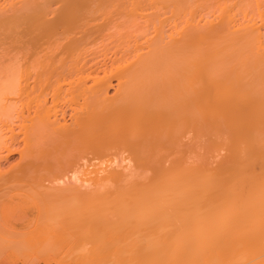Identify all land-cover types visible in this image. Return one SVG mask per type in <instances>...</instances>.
Wrapping results in <instances>:
<instances>
[{
	"label": "bare ground",
	"instance_id": "1",
	"mask_svg": "<svg viewBox=\"0 0 264 264\" xmlns=\"http://www.w3.org/2000/svg\"><path fill=\"white\" fill-rule=\"evenodd\" d=\"M15 153L0 189L9 175L82 165L80 203L101 181L121 182L132 198L112 193L136 212L151 199L141 215L156 244L140 228L150 219L115 201L140 224L116 219L129 242L118 253L132 252L119 261L154 244L133 262L264 264V0H0V162Z\"/></svg>",
	"mask_w": 264,
	"mask_h": 264
},
{
	"label": "rangeland",
	"instance_id": "2",
	"mask_svg": "<svg viewBox=\"0 0 264 264\" xmlns=\"http://www.w3.org/2000/svg\"><path fill=\"white\" fill-rule=\"evenodd\" d=\"M166 15L167 14H164V16H166ZM112 83L114 85H113V87L109 88V94L113 93L116 81L112 80ZM8 101H9V99H8ZM34 109H35V107L32 108L31 110L33 111ZM32 111H29V112H31L33 114L34 111L33 112ZM32 114H30V115H32ZM68 117L69 116L66 115L65 120L69 122ZM189 135L191 136V134H188L187 136H189ZM190 136H189V138H191ZM20 137H21V134H20ZM202 140H203V142H206V141H204L205 139H202ZM191 141L194 142L195 141L194 138H192ZM199 141H198V143H199ZM193 142H192V144H193ZM20 143H22V142L20 141ZM194 144L196 146V142H194ZM200 144H201V142L199 143V145ZM202 145H204V144H202ZM193 148H194V146H193ZM200 148L201 147L199 146V149H198V147L196 149H198V151H200ZM203 148H201V150L205 149V148L204 149ZM196 149H194V150H196ZM111 151H113V150H111ZM118 151H119V149H118ZM122 151H119L118 153L115 152L118 155L114 153L115 155H112V157L113 156L116 157V159H115V157H113V158L117 162L119 161V163H120V164L118 163L119 166L120 165H122V166L126 165V166H124V167H127V168H125L126 172L128 170L130 171V169L132 170V173L135 172L137 167H136V164L132 161V156L130 159L129 153L127 151L125 153L124 150H122ZM191 151H192L191 155L188 153L187 154L190 157H192L191 159H195L197 157V155H195L197 152H195L194 153L195 156H193V150H191ZM205 151H202V152H205ZM202 152H200V156L205 160L206 156L204 158V155H206L207 152L205 154L204 153L202 154ZM66 153H67V151H66ZM69 153L70 152L68 151V154ZM2 154H4V152ZM197 154L199 155V152ZM223 154L224 153L221 151L219 154L215 155V156H218L216 158H215V156H213V158H212V156L208 155L209 158L210 157L211 158L210 159L208 158L209 163L207 162L208 161L207 160L206 161L207 164H210V161H211V164L214 163V160L217 161L219 158H221L223 156ZM107 156H109V154ZM124 156H125V158L127 157L126 158L127 160L124 158ZM18 157H19L18 154L15 153V154L11 155L10 157H8L7 160H2L0 162V169H5L10 164L15 163L18 160ZM110 157H111V155H110ZM190 157H188V159ZM107 158L110 159L109 157H106V159ZM113 158L109 160V161H112V163L110 162L111 164L109 166V167H111V169H112V166L114 165L113 163H115V161H113ZM122 158H124L126 161H123ZM198 160H197V162L199 163L202 159L200 160V158H198ZM93 162L96 163V161H93ZM193 162H195V160ZM80 163L82 164V162H80ZM80 163H79V165H80ZM201 163H203V162L201 161ZM97 164H98V161H97ZM118 164H115V167L118 168V166H117ZM107 165H109V163ZM81 166L79 168H77V170L75 172L76 173L75 176L71 175L72 172L63 174V172H65L63 169H59V170L52 169L50 171L41 173L35 177H30V176L18 177L16 175L7 176L6 184L4 185L6 187L0 189V264H49V263L50 264H99V263L100 264H119V262L121 264L123 262L122 259H121L122 262L118 260V259H120L119 254L121 255L124 252H127V251H125V249L122 248L123 245H118L119 242L121 241V240L119 241L120 236H123L122 229L124 228V226L126 229V224H127L126 222H128V220H131V218H132V220L134 218L135 221L128 223L127 226L132 223L131 227L132 226L134 227L136 224V228H137V225H138L137 222L139 219L136 220V217L138 215L139 216L143 215V214L141 215V211L143 209L147 210L148 208H145L146 206L145 207H142V206L146 205V203L151 202L150 201L151 199L150 198L148 200L146 199L145 204L142 201L143 199L139 200L140 203H138V204H142V206L140 207L142 209L140 212H136V210L134 208H136L138 211L139 207H135L136 205L132 206L134 204L132 201H134V200L130 199V203L131 202L133 203L130 205L128 203L129 200L128 201L126 200L127 201L126 202L125 200L122 199L124 197V195L126 196V198H127V196H129V197H131V196L126 195L125 194L126 192L124 193L123 190H121V186H119V185H122V184H120L121 182L119 184H115V183L112 184V182H110L111 184H108L106 182L101 181L100 183L95 182L96 184L92 183V186L90 184L89 191H91L93 193V195H92V193L90 192L91 193L90 195L92 197L89 200H86V202L80 203V200L76 196V190L74 187L79 186L78 185L79 182H80L79 184L81 185L82 179H80V178H83L82 174L84 173V170ZM91 166H89V167H91ZM106 167H108V166H106ZM109 167H108V169H110ZM117 168H114V166H113V169H117ZM121 168L119 167V169H117V170H120ZM122 170H124V169H122ZM138 171H139V169H138ZM142 173H144V171L141 172V179L143 177H145V180L144 179H142V180H144V182L145 181L148 182L147 181L148 179L146 180V178H147L146 176H148L147 175L148 171L146 170L147 174L146 173L144 174L146 176H144ZM116 183H118V182H116ZM122 183L124 184L125 182H122ZM100 184H103V185H101L102 187H100ZM105 184H107V185H105ZM115 186H117V187H115ZM68 187H69V189H66ZM99 187L102 190H100ZM104 191H107V192H104ZM114 191H115V193H114ZM112 192L114 194H116V192L117 193L123 192L124 193L123 197L121 194L122 198L120 196H119V198H121V201L123 200L124 202L127 203V205L125 204L126 207H128V205H130L128 208L132 207V208H130L133 211V212L132 211L130 212L131 214L132 213L134 214L136 212V213H138V215L136 217H133L135 215L134 214V215H132L131 218L129 216V218H130L129 219L128 215H130V214H129L128 210H130V209L127 208L128 213H126L127 211H125L121 208L122 205L118 206V207L116 206V208H115V205H117V204L119 205L120 199L118 198V200H116V198H115L116 196L114 197ZM134 192H132V193H134ZM111 193H112L113 197H112ZM129 193H131V192H129ZM135 193H134V195H136V196L140 195V194H137V193L135 194ZM98 194L101 197L100 196L98 197ZM107 194L110 196V198L108 197ZM102 195L103 196L105 195L104 198L102 197ZM143 196H142V198H143ZM88 198H89V196H88ZM147 198H148V196H147ZM100 199H101V201H100V203H98L99 202L98 200H100ZM103 199L104 200L106 199L107 201H103ZM109 200H110V202H109ZM115 201H116V204L114 205ZM123 201H122V203H124ZM147 201H149V202H147ZM104 202L107 203V204L105 203V208H103L104 206L103 207L100 206V205H104ZM111 203H113V204L111 205ZM151 204H152V202L150 203V205ZM108 206H109V208H108ZM124 208H125V206H124ZM96 210L97 211L101 210V213L99 211L97 212ZM104 211H106V212H104ZM114 211L115 212L117 211V212L115 213ZM122 211H124L123 214H125V213L128 214L126 216L128 219L122 214ZM145 212H147V211H145ZM97 213H99L98 214L99 216L97 215ZM86 214L87 215L92 214L91 218H93L94 223H96V224H92V222H90V221H92V219H89V223H91L92 225H90L89 223L87 225V223L84 221V217L87 216ZM101 214H104V215H101ZM118 214H120V215L118 216ZM144 214H146V213H144ZM95 215H97V216H95ZM114 215H115V217H114ZM121 215H123V216L121 217ZM146 215L142 216V218L144 217L143 219H145V218L150 219L149 221H151V222L146 224V226H148V225H150V223L152 224L153 219H151V217H152L151 212L149 214L150 217L149 216L146 217ZM117 218H120L119 221H121L120 223L122 225L124 224L122 222V220L124 221L123 218H125V221H124L125 225H123V228H122L121 224H118L119 221L116 220ZM143 221L147 222V220H143ZM139 223H142V222L139 221ZM139 225H138V227H139ZM142 225L140 228L143 227V230H146V232L152 231V232L156 233L155 236L158 235V233H157L158 229L157 230L154 229L155 227L151 229L150 228L151 225L149 226V228L145 227V225L143 223H142ZM153 226L154 225H152V227ZM132 229H134V228H132ZM119 230H121V234L119 233ZM126 230H129V227ZM139 230H141V231H138V230L135 231L134 230L135 231L134 234H138L140 232L141 233L145 232V231L143 232L142 229H139ZM146 232H145V234H146ZM152 232H151V234H149V236L154 234ZM132 233H133V230L131 231L130 235ZM141 233L139 234L140 236H138V235L136 236L138 238L140 237L139 241L137 240L138 238L134 237L135 235L133 237H131L132 239L134 238L133 242L138 241L137 243L140 244L142 242L140 239L144 238L143 241L146 239L144 236H143V238L141 237ZM127 234H128V232H127ZM94 236L97 237V241H98L97 243L98 244L96 243V238ZM93 237L95 238V245H96L95 247L93 246L94 245ZM135 238H136V240H135ZM153 239L156 241V238H153ZM153 239H151V236H150L149 242H151V241L153 242ZM100 240H102V241H100ZM125 241L128 242V240H125ZM125 241H123V242L121 241V243L125 244L124 243ZM127 242H126V244H127ZM130 242H132V241H130ZM133 242H132L133 246H132V248L130 247V249L133 250V248L136 247L139 250V246L141 244L140 245L137 244V245H139L137 247V246H135L136 242H135V244ZM99 243L102 245L100 246ZM153 243L156 244V242H153ZM153 243H151V244H153ZM104 245L107 246V249L103 248ZM145 245L143 246V244H142V246L144 248H145ZM98 246H99V248H98ZM117 246L121 247V251L124 250V252L121 253V251H120V253H118L119 251L116 248ZM151 246H147L149 248L146 247L145 249H149L150 253L149 252L148 253L154 255L151 251L154 252L153 249H154L155 245L153 244L152 248H151ZM96 247H97L96 250L93 249ZM126 248H129V246H126ZM99 249L100 250L102 249L103 251L105 249V251H107V252H103V253L104 254L108 253V256L106 254H105V256H102L103 253L98 251ZM143 249H142L141 253L139 251H137V253H135V251H134L133 252L134 255H138V256H140V254L143 255L142 252H144V250H145V249L144 250ZM129 251H128V253H129L128 255L130 257V254L132 252L131 251L129 252ZM99 252L102 254L99 255L100 254ZM146 252L147 251H145V253ZM93 253L95 255L97 254V257H95V255ZM113 253H115V254H113ZM125 254L126 253H124L123 256L127 258L128 255L127 254L125 255ZM93 255L97 259H95L93 257ZM98 255H99V257H98ZM146 255H148V254H146ZM118 256H119V258H118ZM138 256H137V259H138ZM144 257H145V255H144ZM153 258H154V256H153ZM131 259H132L131 264H133V263L135 264V262H133V261H135L137 259H134V260H133V258H131ZM95 260H97V261L100 260V261H99V263H97ZM101 260L104 261V263ZM149 260H151V258H149ZM125 261H127L126 263H130L128 261V259H126ZM144 261H148V260L144 259ZM106 262H108V263H106ZM137 262H138V260H137ZM126 263H124V264H126ZM144 263H146V262H144ZM151 263L154 264L153 261H151ZM148 264H150V261L148 262Z\"/></svg>",
	"mask_w": 264,
	"mask_h": 264
}]
</instances>
